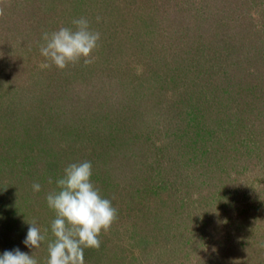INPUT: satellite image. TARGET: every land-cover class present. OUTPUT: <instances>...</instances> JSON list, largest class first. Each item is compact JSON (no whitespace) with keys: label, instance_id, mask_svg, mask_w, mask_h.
Masks as SVG:
<instances>
[{"label":"trees","instance_id":"1","mask_svg":"<svg viewBox=\"0 0 264 264\" xmlns=\"http://www.w3.org/2000/svg\"><path fill=\"white\" fill-rule=\"evenodd\" d=\"M32 1L38 2V5L41 3V0ZM16 2L18 4V0ZM196 2L199 0L192 1L194 5L197 4ZM220 2L223 4L222 0ZM25 3L22 6H25ZM17 4L13 0L10 6H18ZM116 6L109 10L98 8L96 17L94 12L87 17L92 26L90 28L97 32L102 30L104 34L100 41L103 40L106 54L102 60L95 61L97 62L95 64L100 62L103 64L102 71L101 66L100 70L97 69V76H104V73L109 75L104 78L109 80L108 88L105 89L109 94L107 100L109 102L102 103L103 110L98 109L96 114L105 121V126L101 129L96 127L99 128L96 144L101 140L104 142L96 154L85 161H90L92 164L91 181L100 190L101 196L109 199L112 206L117 209V219L107 232H101L99 236L101 244L98 249H84V264H105L108 257L117 260L121 255L129 252H131L129 257L141 253L139 261L148 264L149 258L162 251V245L155 235L157 232L162 236L166 230L173 232L175 229L172 222L175 217L185 226L184 229L190 225L192 215L187 210L184 212L186 203H183L184 196L188 192L187 187L201 183L207 188L210 182L213 183L212 180L233 179L232 175L239 170L237 168L230 170V167H233L234 160H237L236 164L239 163L238 158L249 162L252 157L259 155L256 163H264V16L260 17V23L244 24L243 19L236 17L229 19L218 14L222 6H215L212 9L209 6L197 5L176 6L172 12L163 8L161 15L159 13L161 6H133L131 11L127 6ZM177 13L180 14L179 18ZM106 14L111 18L109 22L105 20ZM169 17L171 18L168 19ZM141 19L147 26L168 21L172 25L167 24L166 27L174 30L173 34L180 38L190 31L195 35L192 41H190L191 35H187L190 37L189 40L187 39L190 42L185 44L182 39L178 50L167 53L169 59L163 61L156 69L158 72L163 70L162 75L160 73L154 75L155 71L152 72L151 66H145L143 80L140 78L142 73L140 64L136 65L137 71H135L131 67L133 55L127 51L131 48L140 54L150 47L151 41L148 40L147 30H143L138 24ZM207 25L210 34L204 38L201 36V27L204 29ZM213 28L217 29L215 35L212 32ZM149 31L148 27V33ZM106 33L111 38L109 41ZM158 48L160 47L155 45V49ZM162 52L160 48V53ZM129 66L131 70L127 68ZM114 68H119V71L115 72ZM14 77L16 81L23 75ZM166 80L167 83L161 85L166 86V90L162 91L167 97L166 105H163L159 101H153L161 92L156 90L159 87L154 90L153 83L156 85ZM94 81L95 76L91 83ZM93 86L97 88L93 87L91 91L94 89L98 91V87H102L98 85V81H95ZM150 86H152L151 92L148 91ZM163 107H165L164 111ZM23 108L25 110L20 102L13 101V109L11 108L9 115L7 112L0 113V134L13 133V136L17 134L20 137L19 130L23 127L21 132L25 135L26 117L20 116ZM150 111H156L157 115L160 113L163 117L148 130L150 122L148 121L144 126L143 120H146ZM18 121L21 127L17 124ZM143 130L146 133H143ZM134 131L143 134L140 139H132L131 135ZM84 135L88 138L87 134ZM153 137H157L158 140ZM16 140L18 139L15 138ZM208 145L211 148L209 160L205 158L202 164L196 165L198 162L194 154L201 152L202 155ZM215 145L219 146L216 152V155H220L218 162L229 165L228 170L224 169V173L218 172V175L215 174L214 167L208 166ZM39 158V152L29 154L22 167L24 174L17 172L1 184L0 201L8 200V202L0 204V255L4 251L19 248L20 251L36 258L39 264H46L48 256L42 255L48 252V242L43 241L39 248L29 249L23 243L25 238H20L19 235L20 231L23 232L27 228L23 227L17 217L36 193L32 185L43 179L45 175L55 179L52 183L48 182L42 190V195L45 197L42 202L46 203L47 207L45 211H53L47 205L46 196L49 192L59 191L56 181L63 175L57 177L59 171L56 172V164L50 159L46 164L54 170L49 169L40 175L35 163ZM122 165L129 166L130 171L127 170L120 175L119 169ZM173 173L183 177L182 181L190 183L180 182L179 186L173 185L169 194H161L163 190L168 191L167 179ZM146 192L151 194L150 199L141 196ZM132 194H139V198L135 199ZM173 196L177 200L172 213L164 212L167 213V218L164 220L160 217L156 218L154 225L161 222L153 230L154 225L148 221V218L153 219L155 214L150 212L153 208L144 203L154 201V207L168 208L165 205L166 201L168 204L171 203L168 199H172ZM256 196L255 200L261 204L250 205L229 223V230L233 228L240 232L242 240H246L238 246V251L249 253L247 255L249 259L257 255L258 248L264 250L259 247V241L264 242V185ZM122 205L125 206V210ZM136 205L142 207L145 205V209L148 207L151 209L144 211L142 207ZM119 212L124 215L121 213L119 215ZM46 219L50 222V226L51 221L55 219V213L52 214L51 220H49L50 216ZM138 220L147 221L141 224L146 230L145 236H140L141 238L135 237L141 228L137 223ZM124 224L125 227H132L129 232L133 235L131 240L128 238L121 240L116 233V229H120ZM45 230L46 228H42L41 233H45ZM48 236H52V233L50 232V235L46 233V237ZM124 241L130 243L129 249L127 247L121 250L115 249ZM220 242L222 241L218 240L215 245ZM254 242L257 243L256 246ZM230 246L232 247V243ZM136 247L141 249L135 252ZM224 254L222 253V256ZM212 255L215 261H219L217 251H213ZM196 262L205 264L202 262L201 254L198 255Z\"/></svg>","mask_w":264,"mask_h":264},{"label":"rangeland","instance_id":"2","mask_svg":"<svg viewBox=\"0 0 264 264\" xmlns=\"http://www.w3.org/2000/svg\"><path fill=\"white\" fill-rule=\"evenodd\" d=\"M14 1L17 4L16 0ZM192 1L41 0L40 5H38V2L34 1L36 2L34 3L32 0H18V6H10L13 0H0V9L3 10V15H0V113L4 114L7 112L9 115L13 109V101L20 102L25 107V110L23 108V112H20V116L22 118L23 116L24 118L26 117L27 121L25 135L21 132L23 127L19 130L20 137L17 134L13 136V133L9 134L4 132L0 134V188L1 184L6 179H9L11 175L17 172L24 174V168L22 167L25 164V158L27 159L29 154L31 155L33 152H39L40 154V158L35 161L40 175L49 169L54 170V168H49L46 164V162H50V159L56 164L57 168L55 170L56 172L59 171V176L57 177H60L64 175V169L69 164L78 163L79 161L83 162L93 157L104 142L101 140L102 142L98 141L96 144L97 130L105 126L104 119L96 116L97 110H103L101 104L109 102L107 101L109 100V94L105 92V89L108 88L107 82L109 80L104 79L109 75L104 73V76H97L96 71L97 69L100 70V66L102 71L103 64L102 62L95 64L97 63L95 61L102 60V57L106 54L103 47V40L98 41V46L90 57L92 62L87 65L84 64V58H81L78 62L69 64L64 69H59L55 65L49 68H42L41 65L43 63H51L40 53V44L43 43V32L56 31L61 27H69L75 30V25L72 24L73 19L81 17L87 19L88 15L92 12H94L96 17L98 8L109 10L115 7V5H117L116 7L127 6L130 11L134 8L133 6H161L159 11L160 15L163 8L169 9L172 12L176 6H209L211 9L215 6H222L218 14L224 15L229 19L235 17L240 18V20L243 19L242 22L244 24H250V22L260 23V17L262 18L264 16V0H246V2L244 0H233V2L232 0H222L223 4L220 0H207V2H203L205 0H199L201 3L196 2V5ZM224 1L226 2L224 3ZM23 3L28 6H22L24 5ZM177 15L179 18L180 14L177 13ZM105 20L106 22L111 20L108 14L105 15ZM177 21V18H175V22ZM138 24L143 30H147L148 40L151 41V43L149 42L150 47L144 53L140 52V54L137 50L135 51L131 48L126 50L133 55L131 57V62H133L131 67L135 71H137L136 65L140 64L142 68L140 78L142 80V74H145L144 70H146L145 66H151L152 72L155 71L154 75L159 73L162 75L161 72L164 71L160 70L158 72L156 69H158L159 65H162L161 63L163 61L169 59L167 53L178 50L179 43L182 39L186 44L195 37L192 31L185 34L184 37H177L173 34L175 33L174 30L166 27L167 24L172 25L168 21L159 24L153 23V26H147L145 21L141 19L138 21ZM89 26H91L90 23ZM148 27L150 30L149 33ZM206 27L204 29L201 27V36H204V38H207L208 34H210L208 25ZM90 29L94 31L93 28ZM98 32L101 34L102 39L104 37L102 30ZM212 32L215 35L217 29L213 28ZM18 33H22V35H18ZM113 34L116 35V33ZM187 35H191L192 38L190 41H188L190 37H187ZM106 36L107 41H109L111 38L107 33ZM155 45L159 46L163 52L160 53V48L155 49ZM116 66L120 67V65ZM131 67L129 66L127 68L131 70ZM114 71L118 72L119 68H114ZM21 74L23 77L14 81V76L18 78ZM94 76L95 81H98V85L102 86L98 87V91L95 89L91 91L93 87L97 88L93 86L95 81L91 83ZM167 81L156 85L153 83L155 86L154 90L156 87H159L156 90L161 91L159 97H155L153 101H159L161 104L166 105L167 97L166 94L162 93V91L166 90V86L162 87L161 85L166 84ZM148 91H152V86L149 87ZM25 95L28 96L22 98ZM164 110L165 107H163ZM147 115V117L145 116L146 120H143L145 121L143 124L145 126L148 121L150 122L148 130L149 127L153 128L158 123L156 121L161 120L163 117L160 113L157 115L156 111H150ZM17 124L20 127L22 126L19 121ZM96 127L99 128L96 129ZM84 133L88 135V138ZM143 133H146V131L143 130ZM141 135H143L141 132L134 131L131 137L134 140H138L141 138ZM14 137L18 140L15 141ZM154 139L158 140L157 137ZM218 148L219 146L217 145L216 147L215 145L211 161L208 165L209 168H215V174L217 175L218 172L224 173V169H229L228 163L218 162L220 159V155H216ZM204 151L202 155L200 154L201 152L194 154L195 160L198 162L196 165L202 164L205 158H209V151H211L209 145ZM258 156L252 157L249 162L238 158L239 163L236 164L237 160H234V165L230 167V170L237 168L239 171L235 175H232L233 179L231 180L215 179L212 180L213 183H209L207 188L206 185L203 186L201 183L187 187L188 192L184 196L183 203H186L184 205V212L187 210L192 215V218H190L191 222H189L190 225L184 229L183 227L185 226L175 217L173 222L170 220L174 224L175 230L173 232L166 230L163 236L157 232L155 235L162 245V251L158 254L155 253L153 257L149 258L148 264H198L196 259L200 254L202 255V262H205V264H264V250L258 248L257 255L249 259L247 257L249 253L242 251L239 253L238 251V246L242 242H246V240H242V234L233 230V228L229 230V223L235 217L237 218L241 211L246 210L250 205L258 206L261 204V202L259 203L255 200L257 197L256 194L264 185V163H256ZM120 168V175H123L127 170L130 171L127 165H122ZM190 171L192 179V170L190 169ZM193 173L196 174L194 170ZM182 178L179 174L178 176H176V173H173V175L170 174L167 179L168 191L163 190L160 193L163 195L169 194L173 185L179 186L180 182L190 183L189 181H182ZM49 179L52 182L55 181L54 177L51 178L45 175L43 179L35 182L41 185L40 191L32 195L29 203H26L20 214H17L20 223L23 224V227L26 226L27 228L23 232H19L20 238L26 237L25 233H27L32 221L36 222V226L40 230L46 228L47 233L50 235V222H48L46 217L49 218L50 216L49 220H51L54 212L45 211L47 208L46 203L42 202L45 198L42 195V190L49 182ZM184 190L186 191V188ZM6 195H3V197ZM132 196L135 199L139 198V194H132ZM141 196L147 199L151 198V194L147 192ZM172 199H175V197L173 196ZM172 199H168L169 202L171 200L169 204L166 201L165 205L168 208L164 207L162 209L157 206L154 207V201L145 202V205L148 204L147 206L153 208V211L150 212H154L155 214V217L153 219L148 218V221H151L153 224L158 217L162 220L167 218V213L164 212L170 211L172 213V208L176 205L175 202L177 199L174 201ZM7 202L8 200H2L0 204ZM118 202L119 200H117ZM145 205L143 207L136 205V207H142L144 211L151 209L149 207L145 209ZM121 207L125 210L124 205ZM120 213L118 214L120 215ZM143 214L144 217L145 212ZM121 215L124 214L121 213ZM193 221L195 222L193 223ZM142 222L144 221L138 220L137 222L140 224V227ZM145 222L147 221L145 220ZM160 222L155 225L153 224V230L156 229L155 227H158ZM120 227V229H116V233L119 234V239L124 240L128 238L131 240L133 235L129 232L132 227H125V224ZM179 230L180 232L178 233ZM145 234L146 230L141 227L135 237L141 238L140 236H145ZM53 239V236H48L45 241L49 242ZM218 240L222 242L215 245V242ZM230 243H232V247ZM129 244V242L124 241L115 247V249L121 250L124 247L129 249ZM259 244V247L264 248V242L261 243L259 241ZM256 245L257 243H255ZM139 249L136 247L135 252H138ZM226 250L228 252H225ZM213 251L218 252L219 261H215L212 255ZM222 253L225 254L222 256ZM45 255L48 256V252L42 256L45 257ZM130 255L131 252L125 253L117 260L108 257L105 264L141 263L139 261L141 253L136 254L135 257H129Z\"/></svg>","mask_w":264,"mask_h":264},{"label":"clouds","instance_id":"3","mask_svg":"<svg viewBox=\"0 0 264 264\" xmlns=\"http://www.w3.org/2000/svg\"><path fill=\"white\" fill-rule=\"evenodd\" d=\"M0 15L3 10L0 9ZM99 19V18H98ZM75 30L61 27L56 31L43 32L40 53L51 63H43L42 68L55 65L59 69L84 58V64L92 62V52L97 48L101 34L92 31L89 21L84 18L73 19ZM90 161L71 163L64 169V175L57 179L59 191L46 196L48 207L54 211L51 221L53 240L47 244L46 264H84V249L100 247L99 236L107 232L117 219V209L91 181ZM49 183L52 180L49 179ZM32 189L40 191L41 185L34 183ZM47 230L41 233L32 221L23 243L29 248H39L46 239ZM0 264H39L38 260L16 248L0 255Z\"/></svg>","mask_w":264,"mask_h":264}]
</instances>
